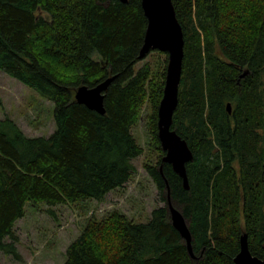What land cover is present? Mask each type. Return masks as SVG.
<instances>
[{
  "label": "trees",
  "instance_id": "trees-1",
  "mask_svg": "<svg viewBox=\"0 0 264 264\" xmlns=\"http://www.w3.org/2000/svg\"><path fill=\"white\" fill-rule=\"evenodd\" d=\"M141 2L0 0V70L53 103L56 123L51 136L31 138L0 119V252L20 259L15 228L27 204L101 203L126 185L144 153L132 130L148 104L145 168L166 205L146 223L120 212L91 218L63 264H235L243 234L264 257V0H172L185 39L173 129L194 154L189 190L170 165L160 171L167 60L139 58ZM111 77L104 115L76 101L79 87ZM166 182L195 259L171 225Z\"/></svg>",
  "mask_w": 264,
  "mask_h": 264
},
{
  "label": "rangeland",
  "instance_id": "rangeland-1",
  "mask_svg": "<svg viewBox=\"0 0 264 264\" xmlns=\"http://www.w3.org/2000/svg\"><path fill=\"white\" fill-rule=\"evenodd\" d=\"M150 55L142 64L154 62L157 58H160L162 66L164 60L168 64L166 54L164 57ZM0 98L4 105L0 119L9 117L26 136L49 137L55 132L53 103L42 99L1 70ZM149 113L151 110L146 104L132 130L144 153L133 161L135 173L131 180L122 189L109 193L101 203L88 201L57 207L27 204L26 216L17 222L15 228L20 259L0 252V264H63L68 247L80 236L91 218L100 220L111 212H120L136 223H146L155 209L166 205L145 168V163L153 156L151 131L148 127Z\"/></svg>",
  "mask_w": 264,
  "mask_h": 264
},
{
  "label": "water",
  "instance_id": "water-1",
  "mask_svg": "<svg viewBox=\"0 0 264 264\" xmlns=\"http://www.w3.org/2000/svg\"><path fill=\"white\" fill-rule=\"evenodd\" d=\"M127 4L128 0H118ZM141 7L147 19V29L144 36L143 46L140 51V60L146 58L150 53L157 51L168 56L165 85L163 97L157 112L158 138L164 156L163 165L172 167L183 182L186 190L190 189L187 165L194 160V154L188 143L173 129V118L179 105V90L183 72L185 39L181 24L179 23L172 0H142ZM247 72L241 77H245ZM115 77L106 79L96 87L89 88L81 86L76 90V101L88 109L104 115L105 94L114 81ZM228 113H232L231 104L227 105ZM167 208L171 225L178 231L184 241L189 255L195 259L193 250V237L188 221L182 212L174 206L170 198L169 185ZM235 264H264L262 259L255 257L249 247L248 236L243 234L240 239V251L234 258Z\"/></svg>",
  "mask_w": 264,
  "mask_h": 264
}]
</instances>
